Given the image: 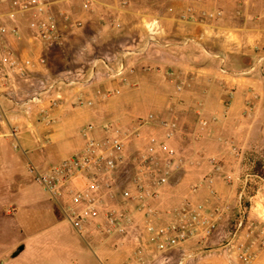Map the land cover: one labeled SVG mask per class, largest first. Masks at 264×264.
Here are the masks:
<instances>
[{"label":"crops","instance_id":"0c3cea01","mask_svg":"<svg viewBox=\"0 0 264 264\" xmlns=\"http://www.w3.org/2000/svg\"><path fill=\"white\" fill-rule=\"evenodd\" d=\"M45 1L51 3L64 35L60 47H46L35 39L39 16L34 11L11 20L9 2L0 5V26H16L19 32V37L2 35L8 49L20 59H45V66L33 70L35 78L49 75L66 81L55 86L61 100L49 124L38 113L56 93L41 104L0 102V195L7 204L8 196L16 197L11 203L22 217L17 221L18 242L24 246L10 259L17 264H135L134 253L141 247L147 261L155 257L152 244L139 231L147 223L163 225L165 216L152 219L136 212L133 237L81 235L65 219L73 208L68 198L52 200L28 172L29 166L45 170L78 153L84 144L82 128L91 126L92 136L103 140L110 134L102 128L111 124L139 134L125 147V156L136 155L155 136L186 160L182 172L147 207L163 215L187 199L225 211L207 241L164 253L168 264H243L234 246L248 241L244 232L232 238L236 214L243 203L249 218L264 219V0H161L160 12L144 16L143 44L132 46L117 43L114 29L104 22L114 26L139 16L122 9L120 0H89L90 5L87 0ZM60 14L77 26L70 28ZM94 57L105 58L107 64ZM120 64L123 75L112 79ZM167 73H174L175 84L168 82ZM16 85L23 92L15 100L21 101L28 89L21 81ZM112 89L119 94L102 96ZM79 98L91 104L77 107ZM149 116L173 121L174 137L167 140L157 123H147ZM130 178L131 171L121 167L117 188L126 187ZM29 183L45 196L27 199ZM257 252L253 264H264V248Z\"/></svg>","mask_w":264,"mask_h":264},{"label":"built area","instance_id":"2783aa9c","mask_svg":"<svg viewBox=\"0 0 264 264\" xmlns=\"http://www.w3.org/2000/svg\"><path fill=\"white\" fill-rule=\"evenodd\" d=\"M4 0H0V5ZM9 2L7 16L13 20L14 16L24 15L34 11L39 16L35 25V39L46 47H60L64 43V35L57 26L58 17L52 11L51 3L45 0H5ZM86 5H90L87 0ZM70 28L77 26L70 17L60 14ZM9 32L19 37L18 28L0 26V102L9 101L20 106L41 104L45 98L56 93V85L66 83L58 77L52 79L49 75L35 78L33 70L37 66H45L44 58L20 59L6 46L2 35ZM102 65L107 64L105 59H99ZM124 72L122 64L112 73V79L121 78ZM168 82L175 84L174 73L166 74ZM17 81L27 86L24 92L25 99L16 101L22 90L17 87ZM179 91V87H176ZM119 94L118 89L104 92L103 97L109 98ZM55 98L49 100L48 106L42 108L38 117L45 124L52 122V109L61 100L58 92ZM90 101L81 98L76 100L77 107H85ZM225 107L227 103H224ZM157 123L165 131V138L172 139L176 132L173 121L149 116L147 123ZM202 127H207L206 121H200ZM103 132L110 134L103 140L92 136L93 128L86 126L81 129L80 136L84 140L82 149L61 162L45 170L29 166L28 172L33 182L38 185L52 200L60 201L67 197L73 208L65 213L66 221L74 230L85 236L96 233L99 236L133 237L136 231L135 213L144 212L146 218L160 219L165 216L163 225L147 223L143 230L145 238L152 244L155 254L151 261H147L144 247L135 253V264H168L164 253L180 249L188 242L202 244L216 231L224 210L210 209L206 203H193L187 199L167 210L163 215L155 209L147 207V201L158 195L160 189L168 185L175 174L186 166V160L166 143L159 142L155 136L146 140L143 150L134 156H125L124 150L132 139L139 137L138 132H130L111 124L104 125ZM237 155L238 151L232 147ZM216 170L220 166L214 159H209ZM121 167H130L131 178L129 184L118 189L117 176ZM78 183H83L79 187ZM208 183L211 180L208 179ZM195 191L194 187H190ZM132 205H135L132 207ZM239 216L235 221L232 238L237 239L239 232H244L248 245L234 246L237 258L243 264H253L257 258V250L264 248V219L262 221L249 218L247 208H239ZM257 250H254L253 247ZM159 259V260H158ZM178 264H182V260Z\"/></svg>","mask_w":264,"mask_h":264},{"label":"rangeland","instance_id":"374dc122","mask_svg":"<svg viewBox=\"0 0 264 264\" xmlns=\"http://www.w3.org/2000/svg\"><path fill=\"white\" fill-rule=\"evenodd\" d=\"M120 5L122 9L125 8L126 10L139 13V16L132 15V20L129 18H125L124 22L120 23L119 21V24H116L114 26L110 23V21L104 20L105 24L110 27V29H114L115 37H113L115 38V40H118L117 43L124 44L123 46H126L125 44L129 43H131V46L136 44L142 45L145 38V30L143 28L144 16L149 12H160L162 10L161 6H163L161 0H120ZM124 14L129 15L128 12ZM113 46L115 47L114 44ZM105 47L109 49L110 45H105ZM121 49L122 47L114 48V50L119 51H121ZM100 58L101 57H94L93 59L95 60ZM1 135L2 133H0V136ZM126 168L131 171L130 167ZM27 188V199L34 200L40 198V195H43L41 196V198L45 196V194H43L41 190H39V188L33 183H29ZM11 198L16 199V197L8 196L7 204L5 202L6 197L4 195H0V264H17V260H11L10 257L11 254L20 245L18 240L21 239V235L18 233L19 228L17 227V221H22V217L18 216V212L16 211L17 204L11 203ZM246 205L247 204L242 203V206L247 208ZM239 210L236 214V219L239 216ZM24 219V221H29L30 218L28 219V216L25 215Z\"/></svg>","mask_w":264,"mask_h":264},{"label":"water","instance_id":"95a60500","mask_svg":"<svg viewBox=\"0 0 264 264\" xmlns=\"http://www.w3.org/2000/svg\"><path fill=\"white\" fill-rule=\"evenodd\" d=\"M24 250V246L20 245L17 247V249L14 251V253L11 255L12 258L17 257L22 251Z\"/></svg>","mask_w":264,"mask_h":264}]
</instances>
